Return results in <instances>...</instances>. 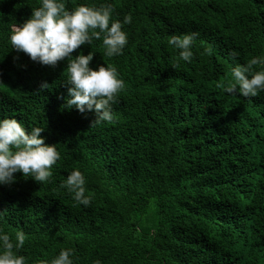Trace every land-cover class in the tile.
<instances>
[{"label": "trees", "instance_id": "1", "mask_svg": "<svg viewBox=\"0 0 264 264\" xmlns=\"http://www.w3.org/2000/svg\"><path fill=\"white\" fill-rule=\"evenodd\" d=\"M62 2L131 15L121 55L107 57L102 38L72 53L93 52V69L116 67L125 90L113 123L65 108L67 59L33 62L9 39L41 0H0V119L44 128L60 154L50 182L16 172L0 184V231L14 242L25 233L27 264L67 248L73 264H264V90L245 98L215 87L264 57V0ZM193 32L191 62L173 69L169 38ZM44 81L49 89L37 91ZM74 169L87 207L61 187Z\"/></svg>", "mask_w": 264, "mask_h": 264}, {"label": "clouds", "instance_id": "2", "mask_svg": "<svg viewBox=\"0 0 264 264\" xmlns=\"http://www.w3.org/2000/svg\"><path fill=\"white\" fill-rule=\"evenodd\" d=\"M114 8L111 4L99 7L80 4L69 10L62 0H41L38 7L32 8L29 18L23 23L11 26L10 43L16 52H23L33 62L55 67L67 59V78L62 83L67 87L64 107H75L80 113L94 111L95 119L91 125L101 122H114L113 105L118 103V95L125 90V82L118 78L114 66H89L93 52L87 55L72 53L81 45H91L100 40L105 55H121L128 37L122 30L124 24H130L131 15H125L123 21L113 19ZM198 33L172 35L168 43L179 50L173 69L180 67V61L191 62L192 45ZM211 49H206L210 53ZM235 56L236 53L232 52ZM259 69V70H258ZM216 88L230 95L245 98L255 97L264 90V57H252L244 64L231 69V79L218 82ZM49 89V83L41 82L37 91ZM44 128L32 127L30 131L14 118L0 119V184L14 182V173L31 177L38 183L50 182L51 169L60 160L55 144H46L41 133ZM74 194L77 204L85 207L92 201L86 195L85 177L79 170H72L61 184ZM26 241L23 231L15 233V242L9 233L0 231V264H27L26 257L19 254ZM74 250L61 249L51 260H39L35 264H73ZM94 264H101L96 260Z\"/></svg>", "mask_w": 264, "mask_h": 264}]
</instances>
